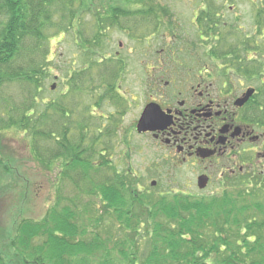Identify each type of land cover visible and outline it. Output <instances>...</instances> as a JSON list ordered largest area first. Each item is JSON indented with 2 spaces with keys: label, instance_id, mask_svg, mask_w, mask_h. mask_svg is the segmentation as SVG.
Masks as SVG:
<instances>
[{
  "label": "trees",
  "instance_id": "16d2710c",
  "mask_svg": "<svg viewBox=\"0 0 264 264\" xmlns=\"http://www.w3.org/2000/svg\"><path fill=\"white\" fill-rule=\"evenodd\" d=\"M172 13L160 0H0V100L9 85L25 87L21 100L0 115V170L10 176L16 171L13 157L5 158V130L14 132L13 138L20 139L41 169L50 173L57 168L52 181L55 198L41 218L0 224V264H205L209 259L211 264H225L212 253L238 246L246 251L243 264H264L261 179L258 188L256 183L251 188L244 183L236 199L241 202L233 208L206 203L178 208L172 193L135 196L134 181L119 175L103 153L111 148L107 146L116 130L110 126L95 133L91 106L100 107L106 100L116 108L127 104L120 88L124 58L119 52L112 58L99 52L108 42L109 30L125 34L133 48L140 47L152 37L173 35ZM84 18L95 33L81 28ZM53 27L72 36L81 51V66L68 71L66 88L46 100L40 93L49 76L47 30ZM65 184L73 185L75 196L62 195ZM81 194L95 197L121 227L122 237L112 242V248L110 237L102 238L96 231L102 215L91 217L95 233L91 237L89 225L81 222L82 213L89 210L88 206L83 212L74 202ZM226 197L222 200L232 199ZM255 208L263 215L258 223L249 220ZM255 226L261 233L257 242L240 238L241 231L247 236ZM145 237L147 254L139 255L136 240Z\"/></svg>",
  "mask_w": 264,
  "mask_h": 264
},
{
  "label": "flooded vegetation",
  "instance_id": "af4514ba",
  "mask_svg": "<svg viewBox=\"0 0 264 264\" xmlns=\"http://www.w3.org/2000/svg\"><path fill=\"white\" fill-rule=\"evenodd\" d=\"M188 1L187 23L183 27L175 21L174 39L146 40L138 51L144 84L141 112L153 103L168 124L139 133L135 122L134 130L159 156L152 166L159 179L187 166L193 172V180L159 195L185 199L175 201L178 208L203 203L233 208L241 202L236 199L245 182L251 187L256 183V188L260 179L264 182V0ZM200 176L206 177L203 188ZM170 178L167 186L175 182ZM153 181L150 187H158V180ZM227 195L232 199L222 200ZM252 215L249 220H263L256 208ZM256 227L247 236L241 231L240 238L257 242L261 233ZM245 254L239 246L221 247L212 256L225 264H243ZM204 262L211 264L210 259Z\"/></svg>",
  "mask_w": 264,
  "mask_h": 264
},
{
  "label": "rangeland",
  "instance_id": "374dc122",
  "mask_svg": "<svg viewBox=\"0 0 264 264\" xmlns=\"http://www.w3.org/2000/svg\"><path fill=\"white\" fill-rule=\"evenodd\" d=\"M160 2L164 5L167 4V7L172 9L173 12H176L177 17H173V20L185 27L188 14L190 13L189 10L191 9L190 2L188 0H160ZM238 25L241 24L239 23ZM81 28L86 30L88 34H93L92 31L95 33V29H92L90 22L85 18L81 21ZM114 30H109L108 42H104V47L105 45L107 46L105 48L101 46L102 49H99V52L101 56H109L111 58L115 57L116 53L119 52L118 54H121V57L124 58L126 70L123 73L120 88L121 94L125 93L124 96L127 98V104L124 103L122 106H117L116 108L113 102L111 103L106 100L100 107L95 108L91 106L90 111L96 115L92 119V123L95 127V133L98 130L104 131L103 128H109L110 126L116 130V136L111 143L109 142L111 146H107L111 148L103 151V153L106 155L105 158L111 161L112 167H116V170L119 171V175L125 174L123 176H126L132 182L134 181L132 183V189L136 192L135 196H139L140 193L142 195L149 194L147 197L151 196L156 198L163 191H169L173 187L181 188L183 183H188L193 180V172L187 166L176 170L170 176L164 175L160 179L153 172L152 166L158 161L159 156L146 148L148 141L138 136L134 130V123L140 115L144 100V84L141 75L142 66L138 59V51L140 48L138 45H135L133 48L130 38ZM47 31L49 36L47 37L49 46L47 59L49 63H47L46 67L49 70V76L44 80L45 87L40 93V96L45 97L46 100L55 98L66 88V74L68 71L71 72L81 66V51L72 36L67 33L63 35L61 32H57L55 27ZM169 39H171V35L159 39L152 37L148 41L161 42ZM259 43L261 44L262 41L260 40ZM4 90L2 96L5 99L2 98L0 100V115L2 116H5V111H7V108L13 102L21 100L25 93V87L19 83H14L4 88ZM103 91V88L98 90L101 95ZM114 117L117 121L113 125L111 122ZM2 134H4L3 137L5 138L3 140L6 151L5 158L8 159L9 156L13 157L12 166L16 168V171H13V176H10L0 170V224H9L13 220L20 221L22 218L39 219L53 204L55 193L52 187V181L54 180L53 177L56 174L55 170L57 168L51 170L50 173L41 169L30 159L28 151L20 139L13 138L15 136L13 131L6 132L5 130ZM125 136L127 137L126 140H124ZM126 141L130 143V150L127 149ZM99 148L101 150L103 149L100 146ZM126 170H129V173H126ZM135 175L137 176L135 177ZM169 178H174L175 182L167 186ZM151 180H158L159 186L151 188L149 185ZM72 186L65 184L62 188V195L67 197L75 196L76 191ZM246 188H251V186H247ZM139 189H142V192H139ZM166 194V192L163 193V195ZM95 199L93 196L81 194L77 199H74V202L80 209H83V212L89 206V210L84 214L82 213L83 218H81V222L89 225L90 237L92 234H95L93 232V222L90 221L91 217L94 215H102V222L96 231L102 238L110 237L111 242L108 243V247L112 248V242L114 243L122 237L121 227L109 214L104 213L101 204ZM177 214L179 217L181 216L179 213ZM147 242L146 237L136 240L139 255L147 254L145 247ZM116 249L113 251V255L118 258L119 254L116 252Z\"/></svg>",
  "mask_w": 264,
  "mask_h": 264
},
{
  "label": "water",
  "instance_id": "95a60500",
  "mask_svg": "<svg viewBox=\"0 0 264 264\" xmlns=\"http://www.w3.org/2000/svg\"><path fill=\"white\" fill-rule=\"evenodd\" d=\"M252 90L247 92L244 99L240 100V102L244 101L250 94ZM168 124L166 117H164L163 113L160 109L154 105L153 103H149L143 109L141 116L138 119L136 129L138 132L144 131H152L154 129H160L165 127ZM198 185L200 188H203L206 185V177L200 176L198 179Z\"/></svg>",
  "mask_w": 264,
  "mask_h": 264
}]
</instances>
